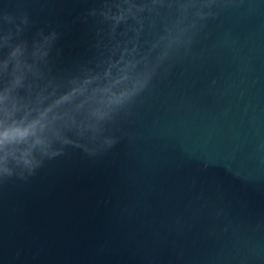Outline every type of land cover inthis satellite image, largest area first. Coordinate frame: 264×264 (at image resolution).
Returning <instances> with one entry per match:
<instances>
[{
	"label": "water",
	"instance_id": "1",
	"mask_svg": "<svg viewBox=\"0 0 264 264\" xmlns=\"http://www.w3.org/2000/svg\"><path fill=\"white\" fill-rule=\"evenodd\" d=\"M0 264H264V0H0Z\"/></svg>",
	"mask_w": 264,
	"mask_h": 264
}]
</instances>
